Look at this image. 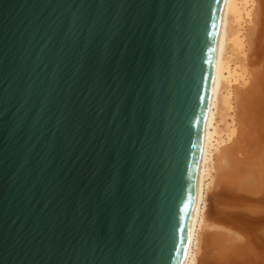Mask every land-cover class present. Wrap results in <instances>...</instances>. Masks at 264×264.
I'll use <instances>...</instances> for the list:
<instances>
[{
    "label": "water",
    "instance_id": "95a60500",
    "mask_svg": "<svg viewBox=\"0 0 264 264\" xmlns=\"http://www.w3.org/2000/svg\"><path fill=\"white\" fill-rule=\"evenodd\" d=\"M225 4L0 0V264H184Z\"/></svg>",
    "mask_w": 264,
    "mask_h": 264
},
{
    "label": "bare ground",
    "instance_id": "6f19581e",
    "mask_svg": "<svg viewBox=\"0 0 264 264\" xmlns=\"http://www.w3.org/2000/svg\"><path fill=\"white\" fill-rule=\"evenodd\" d=\"M247 37L250 48L245 47ZM262 40L264 0H226L184 264H231L228 258L219 256L217 259L214 255L219 246L232 242L225 232L228 228L220 223L223 220L220 212L226 210L220 203L237 183L238 175L232 170L234 167L239 171L241 167L236 154L242 150L239 146L244 142V129L247 126L252 128L254 117L264 113L261 102L264 77L260 71H254L259 64L258 51ZM253 131L255 129H251L252 134ZM251 180L248 179L247 183Z\"/></svg>",
    "mask_w": 264,
    "mask_h": 264
},
{
    "label": "rangeland",
    "instance_id": "374dc122",
    "mask_svg": "<svg viewBox=\"0 0 264 264\" xmlns=\"http://www.w3.org/2000/svg\"><path fill=\"white\" fill-rule=\"evenodd\" d=\"M247 45L251 46L248 37L246 39L245 47ZM258 63L259 64L254 67L256 69L254 71L258 70L257 73L260 71L261 74L263 73L264 77V40L260 42ZM233 101L235 104V100ZM261 102L264 105V94L261 96ZM263 114H258L259 116L257 115V117H254L255 120H253L254 124L252 123V128L247 126L245 127L246 129H244V142L239 146L242 150L236 154L238 161H241V167L239 171L234 169V167L232 170L234 175H238V184L236 183L233 191L226 192L227 194L223 196L220 203L221 206L226 207L225 211L220 212V214L223 215V220L220 223L228 228V231L225 232L232 239V242H225L221 247L219 246L217 250H214V255L217 259H219V256L228 258L227 260L231 264L233 262V264H264ZM251 129H255L253 134ZM248 179H252L251 181L255 183L251 181L252 184L250 182L247 183ZM217 210H215V212L218 213L219 211ZM238 216H240V219L237 218ZM229 229L232 233H229ZM243 261H245V263Z\"/></svg>",
    "mask_w": 264,
    "mask_h": 264
}]
</instances>
